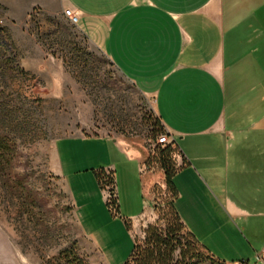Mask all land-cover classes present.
Returning a JSON list of instances; mask_svg holds the SVG:
<instances>
[{"label":"crops","instance_id":"1","mask_svg":"<svg viewBox=\"0 0 264 264\" xmlns=\"http://www.w3.org/2000/svg\"><path fill=\"white\" fill-rule=\"evenodd\" d=\"M0 5L15 22L35 12L55 18L71 11L89 45L152 100L168 135L180 142L176 207L187 230L227 264L264 257V0H0ZM63 91L54 97H64ZM100 145L105 156L98 165L94 153L82 156V148ZM148 159L143 146L122 138L57 142L55 175L69 191V172L94 161L95 171L115 172V178L122 168L139 194L137 208L130 209L117 190V217L98 181L90 178L89 190L77 183L84 238H113L103 227L116 225L122 234L127 222L136 228L150 217L153 189L165 187V173L147 170Z\"/></svg>","mask_w":264,"mask_h":264},{"label":"rangeland","instance_id":"2","mask_svg":"<svg viewBox=\"0 0 264 264\" xmlns=\"http://www.w3.org/2000/svg\"><path fill=\"white\" fill-rule=\"evenodd\" d=\"M6 61H13L15 71L0 76L2 102L19 117L12 126L18 149L8 172L11 178L0 177V264H59L62 254L71 251L85 264L126 262L134 243L143 246L145 229L166 210L165 194L153 189L151 215L131 228L134 238L126 226L121 234L112 224L103 229H110L113 238H84L74 192L77 183L89 190L90 178L97 181L94 161L69 172V191L55 175L53 153L60 139L84 136L126 139L157 156L153 142L158 116L152 100L65 16L33 13L26 22H15L0 9V63ZM57 90H64V97L55 98ZM82 150L83 157L94 153L97 165L105 156L101 145ZM118 171L116 189L123 206L137 208L139 194L122 168Z\"/></svg>","mask_w":264,"mask_h":264},{"label":"trees","instance_id":"3","mask_svg":"<svg viewBox=\"0 0 264 264\" xmlns=\"http://www.w3.org/2000/svg\"><path fill=\"white\" fill-rule=\"evenodd\" d=\"M0 9H5L0 5ZM13 61L0 63V76L7 72H14L10 68ZM23 74L24 71H21ZM0 92V177L11 178L8 173L13 165L17 154V144L12 129L14 121L18 120V112L9 110V105L2 102ZM154 142L158 138L167 135L160 118L155 120ZM157 156H149L146 163L147 170L161 169L165 173V193L163 187L155 186V190H161L165 194V211L155 224H150L144 231L145 238L143 246L134 243L132 254L125 264H207L206 256L210 257L212 264H227L215 259L207 249L202 246L197 238L190 233L184 225L177 210L176 203L179 192L175 185V177L181 169L177 163L180 155L179 148L171 145H156ZM153 165L155 167H153ZM97 181L103 191L107 194V207L114 216H120V203L116 189L115 172L104 169L94 171ZM16 189V187H13ZM160 206H156V209ZM127 228L131 230L132 225L127 222ZM204 251V252H203ZM62 262L59 264H85L74 251L64 252Z\"/></svg>","mask_w":264,"mask_h":264},{"label":"built area","instance_id":"4","mask_svg":"<svg viewBox=\"0 0 264 264\" xmlns=\"http://www.w3.org/2000/svg\"><path fill=\"white\" fill-rule=\"evenodd\" d=\"M34 14H36L37 16H40V14L38 12H35ZM65 17L69 19V21L73 24V25H77L78 23V18L76 16H74L72 14L71 11L67 10L65 11ZM173 144V146H175L176 142L174 140H172L170 137H168L167 135H164L160 138H158V140L156 142H153V147H155L156 145H171ZM239 264H264V257L262 256H257L255 262H241Z\"/></svg>","mask_w":264,"mask_h":264}]
</instances>
